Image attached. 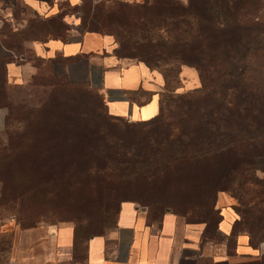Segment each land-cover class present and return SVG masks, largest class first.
I'll return each instance as SVG.
<instances>
[{"label":"trees","instance_id":"16d2710c","mask_svg":"<svg viewBox=\"0 0 264 264\" xmlns=\"http://www.w3.org/2000/svg\"><path fill=\"white\" fill-rule=\"evenodd\" d=\"M260 2L264 4V0H144L88 9L83 27L119 36L111 24L119 25L132 48L142 51L137 55L139 62L161 72L159 113L136 122L111 116L106 107L102 113L103 97L89 86L102 108L85 106L47 115L42 105L41 113H28L22 119L23 130L8 135L13 173L7 176L15 179L4 178L3 197L8 196L7 187H14L18 192L11 194L12 201L22 204L53 185L79 188L91 175L133 187L136 181L129 176L113 178L106 170L131 156H158L181 176V191L195 192L194 200L186 204L218 215L217 193L234 190L233 196L241 190L256 204L264 196V182L253 180L255 160L264 157V102L258 96L264 87L248 89L252 84L245 77V65L251 51L264 48V5ZM248 8L255 13L247 12ZM181 66L197 71L198 87L176 92L177 83L170 79ZM3 103L8 109L10 97ZM69 153L74 158L67 160L63 156ZM48 167L59 169L60 175L43 176L42 169ZM70 168L77 174L72 176ZM137 185L138 190L144 187ZM235 209L239 215V204ZM171 211L182 216L188 213L187 209ZM219 218L206 221L215 224ZM247 222L239 216L232 231L242 229L257 242L264 239ZM73 226L75 241L100 234H83Z\"/></svg>","mask_w":264,"mask_h":264},{"label":"crops","instance_id":"0c3cea01","mask_svg":"<svg viewBox=\"0 0 264 264\" xmlns=\"http://www.w3.org/2000/svg\"><path fill=\"white\" fill-rule=\"evenodd\" d=\"M139 0H0V131L12 91L26 86L39 66L61 76L75 74L98 91L111 116L130 122L159 113L164 80L139 61L116 52L113 35L83 27L88 9ZM235 201L218 192L215 224L170 209L156 210L134 200L119 203L114 227L102 236L75 241L64 223L46 234L42 255L17 264H264V239L233 232L239 220Z\"/></svg>","mask_w":264,"mask_h":264},{"label":"rangeland","instance_id":"374dc122","mask_svg":"<svg viewBox=\"0 0 264 264\" xmlns=\"http://www.w3.org/2000/svg\"><path fill=\"white\" fill-rule=\"evenodd\" d=\"M140 1L144 0L138 2ZM259 5L264 4L260 2ZM247 12L255 13L250 8L247 9ZM262 15H264V11H262ZM111 30L114 33L120 32L119 36L113 35L118 54L129 61H140L137 55L142 54V51L132 48L131 41L124 36L119 25L111 24ZM66 67L63 62L59 77L57 73L53 74L50 67L41 65L37 72L31 76L29 84L13 90L10 95L4 126L0 131V264H17L25 259L42 255L48 231L64 223L75 225L83 234L100 232L96 236L104 235L114 227L117 207L123 199H135L141 203L150 204V206L176 209L180 212L187 209L186 215L189 218H205L213 222L218 215L211 213L210 209L186 204L190 203L186 202L187 200L196 197L195 192L181 191V176L171 166L172 164L166 165V161L158 156L150 158L131 156L124 161L120 160L114 163L110 170H106L113 178L120 174L129 176L136 181L133 183V187H123L116 181L111 182L91 175L84 178V183L79 188H61L53 185L47 192H35L22 204L12 201L11 194L18 192L14 187H7L5 191L8 196L3 197L4 178L7 177L5 181L9 182H13L15 179L7 176L8 173H13L7 152L10 139L8 135L14 131L23 130L22 119L28 113H41L42 105H46L45 113L47 115L58 112L63 114L85 106L102 108L95 100L96 92L89 89L83 82L76 80L75 74L67 73ZM157 71L161 74L159 70ZM161 76L163 77L162 74ZM245 77L250 85L252 84V88H248L249 90H255L256 85L264 87V48L253 50L248 54ZM170 82L177 83L176 92H184L200 85L197 71L186 66L179 67ZM258 96L260 102H264V91L258 93ZM104 109L105 106L100 112L103 113ZM125 121L128 122L126 119ZM70 154L63 157L67 160L74 158V154ZM255 168L253 180L264 182V157L256 158ZM69 173L72 176L77 174L73 168L69 169ZM42 174L45 177H57L60 175V170L51 167L43 168ZM137 184L144 187L138 190L140 188L135 187ZM111 189L114 190L113 196L110 195ZM225 193L232 197L236 204H239V216L248 221V226H252L255 231H258V237L264 238V196L259 197L256 204L252 205L254 199L249 193L244 195L243 191L239 190L237 197L233 196L237 193L236 190L232 193ZM246 203L248 204L246 205Z\"/></svg>","mask_w":264,"mask_h":264}]
</instances>
